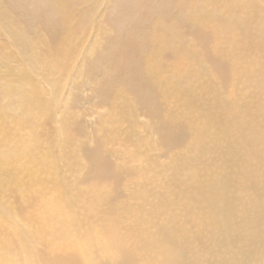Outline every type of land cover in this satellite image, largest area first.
Here are the masks:
<instances>
[{"label":"bare ground","instance_id":"bare-ground-1","mask_svg":"<svg viewBox=\"0 0 264 264\" xmlns=\"http://www.w3.org/2000/svg\"><path fill=\"white\" fill-rule=\"evenodd\" d=\"M16 1L12 0L13 6ZM30 1L38 16L51 11L58 16L54 24L44 17L49 30L55 33L53 48L58 57L53 66L47 64L43 68L56 66L62 71L59 64L66 67L63 60L70 56L72 60L79 51L77 35L85 32L91 15L89 10L77 14L74 9L83 1L94 0H45V5H41V0H26L27 10ZM171 1L184 13V20L205 29L209 41L215 44L211 58H219L223 62L219 67H226L232 77L244 78L245 93L229 104L220 97L215 100L203 95L202 89L194 94L189 85L181 88L177 82L182 71H197L200 53L180 38L177 22L167 21L174 14L170 12L167 18L155 21L149 10L152 28L143 42H133L132 49L139 48L138 64L153 97L158 92L175 97L176 92L185 100L186 125L171 122L167 127L172 145L183 147L170 155L167 164L157 166L149 160L140 177L135 164L124 168L125 174L134 176L125 186L129 198L124 205L104 207L108 215L117 218L100 224L104 213L98 208L100 196L95 194L93 179L97 180V171L87 173V166L79 164L78 156L73 158L68 149L64 153V146L56 155L51 154L50 146L45 147L44 142L57 145L62 140H48L47 133H40L37 127L41 112L44 120L51 115L47 113L48 102L33 99L34 88L33 92L27 91L23 85L20 115L16 116L19 124L29 128V133L19 140L23 151L20 155L11 150L0 153V168L7 166L8 170L5 178H0V188L14 186L15 181L14 191L21 198L16 208L0 205V264H90L96 259L97 250L103 251L104 247H114L112 257L119 256L123 264H264V0ZM2 7L0 15L8 16ZM4 33L13 50L3 49ZM28 37L24 28L17 32L11 24H0V75L13 73L8 82H18L20 77L4 62L21 48L35 53ZM167 50L175 53L179 66L164 70ZM168 71L172 72L165 76L163 90L160 76ZM173 75L178 76L174 79ZM126 136L124 141L131 143V132ZM12 157L16 162H7ZM19 157L24 161L20 163ZM166 169L171 171L165 176L161 171ZM178 187L184 188L178 191ZM89 198L93 201L91 209ZM94 207L98 208L95 212ZM183 209L196 225L197 236L191 240L189 227L178 223ZM19 218H26L31 229L21 228ZM201 238L222 258H201L192 243L202 241ZM41 242L42 247L48 248V255L37 247ZM123 243L133 246L130 253L121 252ZM109 253L102 256L111 258Z\"/></svg>","mask_w":264,"mask_h":264},{"label":"rangeland","instance_id":"rangeland-1","mask_svg":"<svg viewBox=\"0 0 264 264\" xmlns=\"http://www.w3.org/2000/svg\"><path fill=\"white\" fill-rule=\"evenodd\" d=\"M197 1L193 0L192 3ZM13 2L0 0L2 8L9 13L8 16L0 15V24H11L17 32L21 28L27 30L28 39L35 53L31 54L21 48L16 50L12 59L4 62L8 63L12 67L10 69L19 74L20 78L18 82L14 79L8 82L7 79L13 73L5 74L4 77L0 75V153L11 150L20 155L23 151V143H19V140L21 136L29 133V128L19 124L16 116L20 115L23 85L27 91L33 92L32 88H34L32 98L47 101V113L51 112L46 121L40 111L41 118L37 124L40 133L46 132L50 141L55 137L62 140L57 145L44 142L45 147L49 145L51 154L54 156L64 146V153L68 149L73 158L78 156L77 162L87 166V173H94V171L98 173L97 180H93L95 194H98L101 200L98 208L104 215L100 222L96 220L97 216L94 218L96 225L98 222L107 223L111 222L110 219L117 218L114 214L108 215L104 207L114 208L117 203L122 205L129 198V192L125 191V186L134 176L132 173L125 174L124 168L135 164L140 177L142 169L147 166L149 160L157 166L167 164L170 162V155L183 147L172 145V139L167 135V127L171 122L176 126L186 125L185 100L179 98L176 92H174L175 97L165 96L159 92L153 97L154 93L151 92L150 85L145 86L142 68L138 64L137 50L139 48L132 49L133 42H143L144 36L152 28L154 22L150 20L149 10L155 21L162 17L167 18L165 16H168L170 12L174 14L173 19L167 21L177 22L176 27L180 38L188 45L191 44L194 51L200 53L199 62L202 66L199 65L197 71L181 70L182 73L177 82L181 88L189 85L194 94L202 89L203 95H209V98L215 100L220 97L229 104H233L237 95L245 93L246 86L242 82L244 78L232 77L226 67L223 69L219 67V64L223 62L219 61V58H211L215 44L209 41L208 33L206 35L205 29L202 30L200 26L184 20V13L180 12L177 5L172 6L171 0H142V3L138 0H100L96 3L94 0L93 3H84V1L79 3L74 11L79 14L82 12L80 10H89L91 15L86 23L85 32L82 31L83 33L77 35L79 51L72 60V56L63 60L66 67L62 66V63L59 64V67L63 68L62 71L56 66L47 70L43 68L47 64L52 65L58 57L56 49L53 48L55 33L49 30L45 20L50 18V22L54 24L58 18L56 12H49L44 19L32 11V1L29 2L31 5L27 3L29 10L25 9L26 0H17L15 6ZM44 2L45 0H41V5H45L46 2ZM1 36L5 52L13 50L12 45L9 46L6 41L5 33ZM172 52L165 51L164 70L171 68V65L179 66V62L174 57L175 53L173 55ZM2 61L0 57V64L3 63ZM1 69L3 68L1 67L0 71ZM171 72H162L163 76H160L159 81L163 90L167 82L165 76L169 77ZM22 74L26 76L23 77ZM176 76L178 75L172 77L175 79ZM154 88L160 90L156 86ZM11 115L13 118L10 117ZM129 132L133 139L128 144L124 138ZM22 161L24 158L19 157V162ZM7 162L15 163L16 160L13 162L12 157ZM6 169L7 166L0 168L1 179L5 178V173L8 171ZM170 171L166 169L161 172H164L166 176ZM175 176L177 177L176 174ZM12 182L14 186L0 188V205L5 204V206L16 208L21 203V198L19 193L14 191L15 181ZM74 186L76 188L77 184ZM183 188L177 189L180 191ZM113 191L116 192L112 193ZM92 198H89L90 209L93 203ZM98 208L94 207L93 211L95 212ZM19 219L21 228L31 229L32 225L26 218ZM178 223H185L189 227L191 232L189 233L193 235L189 238L190 240L197 234L196 225L187 218L184 209L178 217ZM181 229L184 231L183 228ZM201 240L192 241L201 258L221 257L219 253L212 251L210 243H207L204 238ZM42 243L36 245L42 253L45 252L48 255L49 250L46 246V248L42 247ZM122 245L121 252L130 253L133 246L127 243ZM104 249L97 250L96 259L89 263H124V260L119 262V256L112 257L116 252V249L113 253L111 252L114 247L109 249L104 247ZM106 251L112 254L111 258L102 256ZM122 257L124 259V256Z\"/></svg>","mask_w":264,"mask_h":264}]
</instances>
